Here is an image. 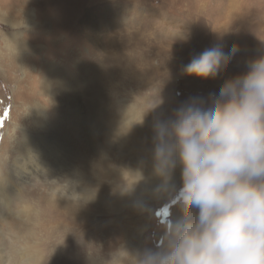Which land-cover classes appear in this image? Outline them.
Masks as SVG:
<instances>
[{
	"label": "rangeland",
	"instance_id": "374dc122",
	"mask_svg": "<svg viewBox=\"0 0 264 264\" xmlns=\"http://www.w3.org/2000/svg\"><path fill=\"white\" fill-rule=\"evenodd\" d=\"M4 1L0 0V4ZM6 1L15 4L14 0ZM17 2L15 11H5L8 22L0 19V176L12 172L17 142L23 131L33 129L34 105L42 104L51 111L39 88L43 75L36 74V68L45 61L59 63L72 76L73 126L75 110L84 116L86 105L94 101L99 112L96 122L102 121L101 125L107 128L105 120L113 118L119 126H131L136 138L148 140L150 152L157 124L193 99L210 104L226 79L245 71L248 60L264 53V0H50V6L61 10L56 16L61 24L56 42L51 40L49 30L53 31L54 25L50 21L46 28L27 25L28 8L35 6L36 0ZM43 2L42 6L46 5V0ZM17 30L27 43L39 46L38 51L34 48L23 58H14L5 48L3 35ZM216 44H221L225 52L232 45L238 48L216 78L184 74V66L193 56ZM66 101H59L58 105ZM47 115L54 125L53 136L62 146L61 155L59 159L46 158L37 173L11 180L20 191L12 194L8 208L0 204L2 264H16L14 260L20 255L21 243L14 251L10 249L19 210L26 212L25 224L31 225L43 256L31 264L54 262V238L44 226L48 212L45 200L57 195V191L69 193L72 167L81 165L80 156L96 160L95 147L84 140L85 130L77 139L73 131L69 134L49 112ZM109 133L105 132L97 145L105 151L112 171L125 172L136 158L114 143L117 136ZM107 179L110 182L104 184L111 187L112 179ZM68 199L76 206L79 222L83 220L79 216L89 212L91 223L98 224L93 229L86 227L85 239L81 228L82 232L72 241V249L67 250L70 254L76 250L88 253L91 257L84 264H137L138 258L162 243V222L167 221L169 212L172 218L176 207L167 198L156 202L149 215L146 207L131 203L115 210L87 198ZM137 221L142 227L138 228ZM95 238L98 241L92 249ZM32 241L28 239L29 243ZM66 261L59 257L53 264H68Z\"/></svg>",
	"mask_w": 264,
	"mask_h": 264
},
{
	"label": "clouds",
	"instance_id": "9594fccd",
	"mask_svg": "<svg viewBox=\"0 0 264 264\" xmlns=\"http://www.w3.org/2000/svg\"><path fill=\"white\" fill-rule=\"evenodd\" d=\"M237 51L216 44L183 72L214 79ZM154 131L157 191L181 215L169 212L162 243L137 264H264V53L226 79L210 104L193 99Z\"/></svg>",
	"mask_w": 264,
	"mask_h": 264
},
{
	"label": "bare ground",
	"instance_id": "6f19581e",
	"mask_svg": "<svg viewBox=\"0 0 264 264\" xmlns=\"http://www.w3.org/2000/svg\"><path fill=\"white\" fill-rule=\"evenodd\" d=\"M17 1L14 0L15 4L13 5L9 4L6 0L0 4V19L2 21L8 22L5 11H15V8L19 6ZM41 1L36 0V5L28 8L30 18L27 25L36 24L41 28H46V22L50 21L54 25V30H49L52 33L51 40L52 42H56L58 37H60V29L58 28L61 27L56 16L61 14V10L57 6H50V0H46V5L43 6L42 2L44 0ZM9 24L11 26H17V23L10 22ZM3 40L7 51L16 59L23 58L26 56V52L39 47L31 45L22 39L19 30L4 34ZM38 49L36 48L34 51H38ZM37 73L43 75L39 83V88L42 89V94L51 105V111H47L46 107L39 103L35 104L34 108H32L34 118L33 129L23 131L21 139L17 142L18 145L15 149L16 156L12 164V172L9 171L6 175L0 176V204L4 208H8L12 194L15 192L19 194L20 189L16 186L17 184L11 181L14 177L25 179V176L31 172L37 173L40 171V165H45L46 158L59 159L62 146L53 136L55 129L54 125L50 124L51 121L47 115L48 112L50 113L49 116H53L59 124H62L69 134L73 131V136H76L77 139L81 138V133L85 130L87 135L84 140L87 145H93L95 147L93 154L96 160L93 161L87 156H80L79 160H82L81 165L71 166L73 183H70L69 193L63 195V192L57 191V195L47 198L44 203L45 208L48 209V212L45 214L46 221L44 226L46 227L47 233L54 238L53 263H56L55 261L59 257H65L68 264H76L74 262L84 264L87 258L91 257L88 253L76 250L77 252L74 251L70 254L67 250L68 248L72 249V241L76 238V235L83 231L82 239H85L86 227L89 225L93 229V227H98V224L91 223V214L89 212L79 216L83 219L82 222H79L78 215L75 214L76 206L72 204V200L67 201L69 200L68 198H87L98 204L111 206L115 210L130 203L137 205V207L141 205L146 207L148 214L151 215L154 204L159 201L162 203L168 197L159 194L157 191L160 180L154 174L153 151H148V140L145 137L140 139L136 138L130 129L131 126L127 124L119 126L117 120L113 121V118H109V121L105 120L108 126L107 128L101 125L102 121L99 123L96 122V116L99 112L96 111L97 106L94 107L96 105L94 101L86 105L87 113L84 116H80L78 111L75 110L74 116L76 122L73 126L71 119L72 76L59 63L48 61L43 62L41 66L36 68ZM29 89L33 91L31 87ZM66 99L68 101L63 105H58L59 101ZM108 130L110 132L109 135L117 136L113 139L115 141L114 143L119 145L120 148L124 147L126 151L132 152L136 158L135 164L127 168L125 172L119 170L112 171L109 168V160L106 157L105 151L97 145L99 138L105 132H108ZM65 134L68 136L66 132H64V136ZM104 168H107L108 171H104ZM108 176L112 179L111 187H107L104 184L106 183L105 181H108ZM174 183L176 187L180 183L179 167L175 171ZM116 186L118 187L115 188ZM180 215L181 210L178 207H174L172 219L179 218ZM26 219V212L19 210L18 221L16 222L18 226L16 225L15 227L16 230L13 233L10 247L14 251L17 249V244L21 243L20 255L14 260L16 264H31L33 261H40L43 257L40 255L41 252L36 246L35 236L31 233V225L25 224ZM83 224L87 225L81 227ZM137 224L138 228L142 227L140 221H137ZM147 224H149L148 218ZM28 239H33V241L29 243ZM97 241V238L92 240V249H95ZM0 264H2L1 259Z\"/></svg>",
	"mask_w": 264,
	"mask_h": 264
}]
</instances>
